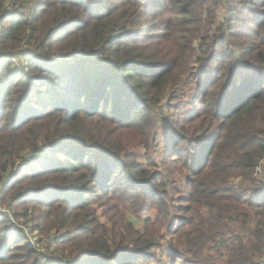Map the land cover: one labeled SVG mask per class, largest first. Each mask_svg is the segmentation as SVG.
Listing matches in <instances>:
<instances>
[{
  "label": "trees",
  "instance_id": "obj_1",
  "mask_svg": "<svg viewBox=\"0 0 264 264\" xmlns=\"http://www.w3.org/2000/svg\"><path fill=\"white\" fill-rule=\"evenodd\" d=\"M165 1L167 36L199 37L216 67L173 123L157 105L176 99L189 46L168 66L127 44L150 27L143 0H0V205L57 232L38 248L0 214V264H155L163 244L172 264H264V0ZM218 10L226 24L209 37ZM100 201L154 213L118 240L89 218Z\"/></svg>",
  "mask_w": 264,
  "mask_h": 264
},
{
  "label": "rangeland",
  "instance_id": "obj_2",
  "mask_svg": "<svg viewBox=\"0 0 264 264\" xmlns=\"http://www.w3.org/2000/svg\"><path fill=\"white\" fill-rule=\"evenodd\" d=\"M143 1H144V5H146L147 7L146 18H147V22L149 23L150 27L146 26L145 27L146 30H141L139 35H131L130 39H128V41L126 42L127 44H143V45L149 46L148 52L149 51L152 52L155 59L160 60L161 62H163V64H167L168 66L170 64L172 65L170 61L174 62L177 66H180L181 60L175 58V55L177 54L175 51L178 48L189 46V48L185 50V58H189V59L186 63H184L185 65L187 64L186 68L188 70L186 73L180 74L178 78L181 85L178 87L180 89L177 88L175 90V93L173 94L176 96V99L173 101L172 106H170V108L164 106L165 102L163 101H161V103L157 105V108L162 109V114L166 116L168 121L172 120V123H173L175 120L178 121L179 119L182 122V118H183L182 111H185L186 112L185 116L188 117L190 113L196 110V107L199 104L198 97L196 95V89H197L196 86L198 83L197 81L198 76L200 78H204V75L201 74L202 68H204L207 72L213 75V73L216 70V67L213 65H210L207 61V57L203 56L202 54L198 52L199 50L198 47L200 45L199 37L194 38L193 41L192 40L190 41L189 39V44H188L187 43L188 40L186 41L187 35L183 33L182 31H181L182 33H179V34L177 33V35H173L175 40L171 39L172 37L171 35L167 36L166 34L167 22L166 21L169 17V11L167 10V2L165 0H143ZM220 7H221V3H220ZM122 8L124 10L133 9V7L130 4L124 5ZM223 16L226 17L225 13L223 14L222 11L218 10L216 17L210 18V20H213L212 26H208L205 30V31H208V28L212 27L208 32L209 37H213L216 34V30L218 29L219 25L226 24L225 20L223 19ZM193 27L194 29H197V27L195 26ZM200 27L204 28L206 27V24L203 23L201 24ZM202 34H200L199 36H201ZM248 37H250V34ZM232 50L238 53V49L236 47L233 46ZM15 64L16 65L21 64L22 70L25 69L26 64L23 58L19 62L17 61V59H15V63H13V66ZM174 76L175 74L173 75V77ZM207 79L208 78L203 79V81L206 82ZM179 109L181 110L179 111ZM163 128H161V130H163ZM129 137H130V134L128 135V138ZM159 137L160 138H159L158 144L159 146L160 145L162 146L164 144V142H161L163 138L160 135ZM131 151L137 156H139L140 160L143 161V155L146 153L143 147L139 146V147L132 149ZM152 157H153V161L156 164L159 163V161L162 159V156L159 154H156L155 156H152ZM38 159H40V157H38ZM38 161L39 160L35 162H38ZM41 164L44 165L45 163H41ZM261 164L264 165V160L261 162ZM176 180L181 181L182 180L181 175L177 176ZM237 181L238 179H235L234 183H237ZM39 197L42 199V198H45V195L41 194L39 195ZM101 202L102 201L98 203L100 207L99 209H96L93 207V209L90 212L89 218L93 219L94 216L92 215L94 213H96L95 215H100V218H98L95 223H98L99 225H103V227L107 231L116 233L118 236V240H119L120 235L122 236V238H125L126 241L133 239L134 237L129 236L130 233H129L127 224L129 223L130 226L132 227V230L134 229L137 232L144 230L143 225L141 224V221L148 219V217H151L154 213L152 209H148L144 213L140 214V216L135 218L129 214H124L123 212L120 213L119 211H121L122 209L119 206L108 208L110 203L107 202L103 206ZM41 211H42L41 209H38L36 212L40 213ZM71 220L74 221L75 223L78 222V219L74 217H72ZM20 222H24V221L14 219V221H12V223H14L13 228L21 229V231L24 234V237H26L29 240L32 246H35V243L37 242H41L39 244L40 246L38 245V248H41L42 246L43 248H45L51 244L49 240L57 236V232L55 231V232H49L48 234H44L42 235V237H40L37 235L36 232H31L29 228H27L25 225H23ZM34 224H35L34 222L30 223V225L32 226ZM93 224L94 223H92L91 226H93ZM162 232L163 230L161 231V233ZM169 248L170 246L163 244L162 248H160V250L156 254H154L153 251H150L148 254V258L146 259V263L149 262V260L154 261L155 259L157 260L160 258H165V259H161L162 262H158L155 264H172L174 262V258L168 252L170 250ZM51 249H53V247H51ZM74 258H76V255ZM134 260H135V257H132L131 259H129L131 263L134 262Z\"/></svg>",
  "mask_w": 264,
  "mask_h": 264
},
{
  "label": "built area",
  "instance_id": "obj_3",
  "mask_svg": "<svg viewBox=\"0 0 264 264\" xmlns=\"http://www.w3.org/2000/svg\"><path fill=\"white\" fill-rule=\"evenodd\" d=\"M15 59H17V61L19 62L22 59V57L17 56V57L12 58L10 60L11 61V67L22 70V65L21 64H18V65L15 64L13 66V63H15ZM4 183L5 182L0 183V192H1V188L4 185ZM0 214L6 215L10 220H12V216H11L9 210L5 209V207H2L1 205H0Z\"/></svg>",
  "mask_w": 264,
  "mask_h": 264
}]
</instances>
